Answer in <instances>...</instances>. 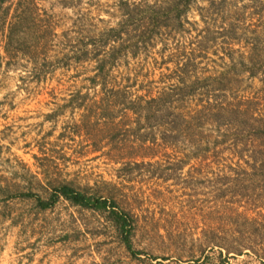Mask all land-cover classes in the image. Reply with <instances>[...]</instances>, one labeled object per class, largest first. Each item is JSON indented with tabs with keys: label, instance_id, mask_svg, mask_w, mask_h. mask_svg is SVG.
Segmentation results:
<instances>
[{
	"label": "rangeland",
	"instance_id": "obj_1",
	"mask_svg": "<svg viewBox=\"0 0 264 264\" xmlns=\"http://www.w3.org/2000/svg\"><path fill=\"white\" fill-rule=\"evenodd\" d=\"M38 5L52 65L0 45V264H264V0ZM71 183L129 215V242L19 195Z\"/></svg>",
	"mask_w": 264,
	"mask_h": 264
},
{
	"label": "trees",
	"instance_id": "obj_2",
	"mask_svg": "<svg viewBox=\"0 0 264 264\" xmlns=\"http://www.w3.org/2000/svg\"><path fill=\"white\" fill-rule=\"evenodd\" d=\"M42 1L44 0H0V45L4 43L6 57L10 58L11 66L13 65L12 61L17 59L19 55L26 57L35 65L40 64L42 67L52 65L54 62L50 60L49 54L52 51L51 43L58 36L56 33L58 28L56 25L58 24L55 25L51 21L54 15L50 16L46 11L40 13L42 9L39 8L38 3ZM63 35L67 37L71 33L68 31ZM58 58L54 56V59L58 60ZM64 58L68 60L70 57L67 55ZM76 58L79 61L80 57ZM76 58L71 57L75 61ZM40 70L43 71L44 68ZM46 74V72H42V76ZM70 95L72 101L88 97L83 96L80 90ZM88 125V122H84V127ZM29 191L19 194L20 198L29 200L37 197V207L43 211L53 208L58 201L65 199L73 207L90 209L103 215L109 214L117 230L125 234L124 239L129 242L130 217L109 198L88 195L81 189L74 187L72 183L54 187L53 192L46 199L35 194L32 189Z\"/></svg>",
	"mask_w": 264,
	"mask_h": 264
}]
</instances>
